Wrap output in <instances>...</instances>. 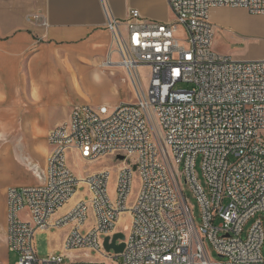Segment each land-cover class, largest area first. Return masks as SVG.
Here are the masks:
<instances>
[{"label": "built area", "instance_id": "obj_1", "mask_svg": "<svg viewBox=\"0 0 264 264\" xmlns=\"http://www.w3.org/2000/svg\"><path fill=\"white\" fill-rule=\"evenodd\" d=\"M167 1L174 22L147 19L138 9L120 21L103 0L110 54L120 56L107 66L124 67L138 102L113 110L78 106L67 124L50 131L45 182L8 191V247L16 264H264V59L216 53L211 21L212 10L225 7L264 18V0ZM179 27L185 40L176 38ZM143 67L151 70L147 92ZM71 152L90 164L117 161L115 198L111 172L80 178L69 165ZM136 173L141 188L130 204ZM81 189L84 198L59 216ZM23 209L31 221L21 219ZM126 213L125 250L109 253L105 239L112 242ZM62 229L68 230L63 252L40 258L37 234ZM207 245L225 262H213ZM83 250L98 262L72 261L70 254Z\"/></svg>", "mask_w": 264, "mask_h": 264}, {"label": "crops", "instance_id": "obj_2", "mask_svg": "<svg viewBox=\"0 0 264 264\" xmlns=\"http://www.w3.org/2000/svg\"><path fill=\"white\" fill-rule=\"evenodd\" d=\"M106 2L120 21L138 9L162 22L165 16L154 8L171 9L167 0ZM106 22L103 0H0V264H13V254L18 257L8 247V191L45 182L50 131L67 124L78 106L113 110L133 100L120 90L121 84L131 88L124 67L107 66L108 59L119 62L120 56L110 54ZM34 165L40 175L32 172ZM103 171L111 167L94 173ZM20 217L31 221L27 209ZM62 244L51 252H63Z\"/></svg>", "mask_w": 264, "mask_h": 264}, {"label": "rangeland", "instance_id": "obj_3", "mask_svg": "<svg viewBox=\"0 0 264 264\" xmlns=\"http://www.w3.org/2000/svg\"><path fill=\"white\" fill-rule=\"evenodd\" d=\"M155 13H161L165 16L164 23L174 22L175 15L173 11L167 9L165 7H156L154 8ZM154 21H161L155 17H149ZM37 20V19H36ZM211 21L217 27L214 42H213V50L225 56H230L235 60H261L264 59V18L262 16L252 14L248 10L243 8H216L211 12ZM176 38L185 40L187 38L186 31L183 27H179V30L176 34ZM150 74L151 70L149 68H140V76L142 79L144 90L147 92L150 85ZM130 82V87L126 86V84L120 85V90H124L126 93H131L132 101L128 102V104H136L138 102V96L135 91L133 84L128 75L124 77ZM181 89H186L187 86L180 84L178 86ZM107 157L105 159H101L95 163H87L80 161L77 157L69 158V165L74 172L75 175L81 172L83 175H93L94 172L99 171L105 166L111 167V180L109 185V191L112 198L116 197L117 194V180H118V165L117 161L113 160V158ZM37 168V165H34V169ZM34 169L32 172H34ZM38 169V168H37ZM198 171L202 176L201 170V161L198 162ZM204 182V181H203ZM141 188V177L138 173L135 174L134 183L132 188V195L130 197L129 203H133ZM85 190H79L77 196L71 201L69 205H67L63 213L70 209L72 206L74 207L84 198ZM188 197L191 199V203L196 207V216L201 219L200 210L197 204V200L194 198L193 194L188 190ZM255 222V219L251 220L246 228L244 237H246L248 231L251 229ZM131 226V216L126 213L123 215L121 223L118 224L116 233H124L125 235L129 234ZM68 230L63 229L61 231L55 230L52 232H41L38 233L35 238L36 249L40 258H45L49 253H53V249L60 247L63 241V237ZM64 248V242L62 244V250ZM207 249L212 258L213 262H225V259L220 257L218 253L214 251L211 246L207 245ZM73 257L72 261L77 259L83 263H96L98 259H96V253L90 250L83 251H75L70 254ZM77 256V258L75 257ZM18 257L13 254L12 262L16 263ZM76 261V262H78ZM122 262V258L116 259V262Z\"/></svg>", "mask_w": 264, "mask_h": 264}, {"label": "water", "instance_id": "obj_4", "mask_svg": "<svg viewBox=\"0 0 264 264\" xmlns=\"http://www.w3.org/2000/svg\"><path fill=\"white\" fill-rule=\"evenodd\" d=\"M125 240H126V235L124 233H116L112 238V242H111V238L107 237L104 242L106 251L109 253L113 251L117 255L123 254L126 247ZM119 242L120 244H118Z\"/></svg>", "mask_w": 264, "mask_h": 264}, {"label": "bare ground", "instance_id": "obj_5", "mask_svg": "<svg viewBox=\"0 0 264 264\" xmlns=\"http://www.w3.org/2000/svg\"><path fill=\"white\" fill-rule=\"evenodd\" d=\"M129 214V213H128ZM130 215V214H129ZM123 217V216H122ZM122 217L120 218V221H119V223L118 224H120L121 223V220H122Z\"/></svg>", "mask_w": 264, "mask_h": 264}]
</instances>
